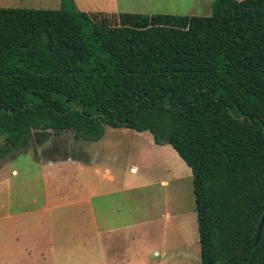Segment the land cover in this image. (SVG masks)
Returning a JSON list of instances; mask_svg holds the SVG:
<instances>
[{
	"label": "trees",
	"instance_id": "obj_1",
	"mask_svg": "<svg viewBox=\"0 0 264 264\" xmlns=\"http://www.w3.org/2000/svg\"><path fill=\"white\" fill-rule=\"evenodd\" d=\"M213 9L0 8V153L149 132L193 172L201 264H264V0Z\"/></svg>",
	"mask_w": 264,
	"mask_h": 264
},
{
	"label": "rangeland",
	"instance_id": "obj_2",
	"mask_svg": "<svg viewBox=\"0 0 264 264\" xmlns=\"http://www.w3.org/2000/svg\"><path fill=\"white\" fill-rule=\"evenodd\" d=\"M73 2L87 13L210 17L216 0ZM61 6L0 0V8ZM11 152L0 165V216L42 211L0 231V264H201L193 172L149 132L106 127L87 142L53 132L41 145ZM66 156L80 159L83 170L47 162Z\"/></svg>",
	"mask_w": 264,
	"mask_h": 264
},
{
	"label": "crops",
	"instance_id": "obj_3",
	"mask_svg": "<svg viewBox=\"0 0 264 264\" xmlns=\"http://www.w3.org/2000/svg\"><path fill=\"white\" fill-rule=\"evenodd\" d=\"M21 9H26V8H21ZM104 13H107L109 15H120V14H126L127 12L126 13H124V12L123 13H108V12H104ZM128 14H133V13H128ZM135 14H137V13H135ZM51 133H53V131H51ZM85 142H87V141H85ZM39 145H41V144H39ZM26 148H28V147H26ZM26 148H20V149H16V150H18V151H25ZM35 152L40 155L38 149H35ZM16 154H12V152L0 153V165L3 163V161L5 159H7L9 157L8 155H11V157H13ZM47 162H48L49 166H54V165L62 164L64 166H68L70 168H74V169H78V170H83V168H82V165H83L82 161L80 159L72 158L70 156H66V157H63V158H60V159H57V160H48ZM14 174H17V172L14 171ZM47 200L49 201V197H47ZM41 211H42V209H26V210H24V211H22L20 213H16V214L7 213V214H4V215H1L0 216V231L1 230H5V228H7L8 226L11 227L13 221H18V220H20L22 218H29V217H36L37 218L38 216H35V215H39V213ZM6 221H8L7 224H6ZM38 239L39 238L37 237V242L35 244L36 250L39 247V243H38L39 240ZM2 242H4V241H0V243H2ZM50 245H53V243L51 242ZM4 248H9V247H4ZM28 253L30 254V253H33V252L31 250H28Z\"/></svg>",
	"mask_w": 264,
	"mask_h": 264
},
{
	"label": "water",
	"instance_id": "obj_4",
	"mask_svg": "<svg viewBox=\"0 0 264 264\" xmlns=\"http://www.w3.org/2000/svg\"><path fill=\"white\" fill-rule=\"evenodd\" d=\"M263 227H264V217H263L262 223H261L260 228H259L258 239H259V237L261 235V232H262Z\"/></svg>",
	"mask_w": 264,
	"mask_h": 264
}]
</instances>
